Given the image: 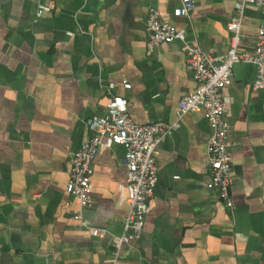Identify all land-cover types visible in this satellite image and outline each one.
Returning <instances> with one entry per match:
<instances>
[{
    "label": "crops",
    "instance_id": "obj_1",
    "mask_svg": "<svg viewBox=\"0 0 264 264\" xmlns=\"http://www.w3.org/2000/svg\"><path fill=\"white\" fill-rule=\"evenodd\" d=\"M238 0H0V264H116L113 240L130 210L126 151L105 147L94 163L84 221L67 190L70 155L116 98L140 125L178 128L157 156L159 182L143 238L117 264H264V92L249 65L225 89L235 182L229 209L208 189L203 112L179 115L196 89L182 43L149 50L151 8L217 61ZM262 14L245 13L240 50L254 54ZM113 86V88H110ZM92 229L106 231L93 237Z\"/></svg>",
    "mask_w": 264,
    "mask_h": 264
},
{
    "label": "built area",
    "instance_id": "obj_2",
    "mask_svg": "<svg viewBox=\"0 0 264 264\" xmlns=\"http://www.w3.org/2000/svg\"><path fill=\"white\" fill-rule=\"evenodd\" d=\"M252 5L260 10L262 23L255 53L247 54L240 50V45L245 13ZM195 7L194 0H181V7L177 9L176 15L188 17ZM227 29L230 33L229 49L221 61H217L199 45L188 43L187 35L164 20L157 8L150 9L147 32L151 52L163 44L180 42L183 45L182 51L186 56L188 69L193 74L196 89L180 100L179 115L183 117L189 113L203 112L208 120L212 129L207 143V165L210 171L208 189L214 191L227 208L232 209L234 204L231 189L235 182L234 145L224 91L234 83V66L248 64L257 68L254 90L264 92V0H238ZM178 126L177 123L168 125L163 121L137 124L128 112L127 101L116 98L108 107L105 116L93 117L87 121V136L81 148L70 155L67 190L79 201L82 209V212L74 216V220L85 225L83 211L94 205L92 177L96 159L105 147L121 145L125 148L130 210L124 221L123 234L113 240L116 264L124 245L139 242L143 238L146 217L159 182V149L163 139ZM91 234L100 238L106 235V231L92 229Z\"/></svg>",
    "mask_w": 264,
    "mask_h": 264
},
{
    "label": "water",
    "instance_id": "obj_3",
    "mask_svg": "<svg viewBox=\"0 0 264 264\" xmlns=\"http://www.w3.org/2000/svg\"><path fill=\"white\" fill-rule=\"evenodd\" d=\"M249 67L248 64H237L234 66V76L236 79L240 78L244 71Z\"/></svg>",
    "mask_w": 264,
    "mask_h": 264
}]
</instances>
